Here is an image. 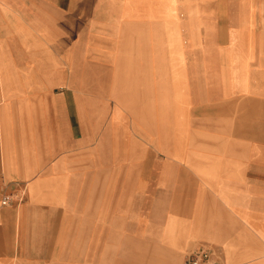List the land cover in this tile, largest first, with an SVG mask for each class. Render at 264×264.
<instances>
[{
	"label": "crops",
	"instance_id": "obj_1",
	"mask_svg": "<svg viewBox=\"0 0 264 264\" xmlns=\"http://www.w3.org/2000/svg\"><path fill=\"white\" fill-rule=\"evenodd\" d=\"M200 245L264 264V0H0V264Z\"/></svg>",
	"mask_w": 264,
	"mask_h": 264
},
{
	"label": "built area",
	"instance_id": "obj_2",
	"mask_svg": "<svg viewBox=\"0 0 264 264\" xmlns=\"http://www.w3.org/2000/svg\"><path fill=\"white\" fill-rule=\"evenodd\" d=\"M11 202L9 196H5L2 204ZM184 264H225L211 249L200 245L192 249L184 260Z\"/></svg>",
	"mask_w": 264,
	"mask_h": 264
}]
</instances>
